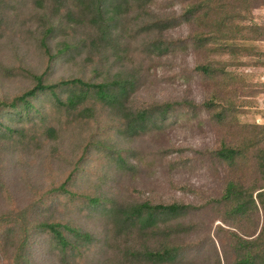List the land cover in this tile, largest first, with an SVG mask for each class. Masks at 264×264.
<instances>
[{
    "label": "rangeland",
    "instance_id": "374dc122",
    "mask_svg": "<svg viewBox=\"0 0 264 264\" xmlns=\"http://www.w3.org/2000/svg\"><path fill=\"white\" fill-rule=\"evenodd\" d=\"M185 5V0H153L147 4L150 15L144 17L178 14ZM45 6L40 8L34 0H6L0 6V100L10 101L31 88L33 74H43L49 83L75 76L99 82L116 74H131L136 82L127 108L136 111L165 102L180 104L163 122L151 121L135 134L120 133L116 115L107 108L98 107L93 120L73 119L50 96L32 101L40 115L0 114V124L21 130V135L8 139L0 135V212L31 205L39 220L69 222L96 237L84 246L82 257L68 254L63 258L45 233L35 232L29 247L33 264H146L141 258L123 255L122 248L124 244L138 248L146 243L144 239L109 235L108 240L105 219L97 211L77 205V198L58 196L45 204L37 203V198L63 182L76 166L72 189L84 196L124 204L148 200L196 206L217 198L230 170L214 156L215 149L241 136L238 124H264V36L252 39L251 29L246 28L236 39L237 55L220 57L219 68H225V75L212 77L197 66L215 57L188 43L195 24L148 34L139 31L142 23L135 18L139 11L132 10L124 24L118 25L117 42L108 46L76 45L77 38L90 37L93 31L85 25L68 28L63 21L49 41L51 53L57 55L48 61L39 42L40 17L55 16V12L51 5ZM244 14L246 19L240 25H264V0L254 2ZM156 38L176 42L166 53L156 54L147 47ZM63 43L73 48L65 50ZM217 97L229 104L223 123L215 117L223 102L212 109L202 105L209 99L217 102ZM48 128L54 129L53 135ZM114 151L124 163L109 159ZM245 160L251 164V157L243 160L244 166H250ZM223 217L222 207L208 205L183 217L182 222H193L195 228L170 238L183 246L182 255L170 264H232L236 250L229 230L236 225ZM10 242L1 243L6 253L0 251V264H11L8 258L15 247Z\"/></svg>",
    "mask_w": 264,
    "mask_h": 264
},
{
    "label": "trees",
    "instance_id": "16d2710c",
    "mask_svg": "<svg viewBox=\"0 0 264 264\" xmlns=\"http://www.w3.org/2000/svg\"><path fill=\"white\" fill-rule=\"evenodd\" d=\"M5 1L0 0V6ZM152 1L34 0L40 8H46V4L51 5L55 12V16L40 17L43 26L40 45L47 54L48 61L56 57L57 54L51 53L53 49L49 41L56 36L55 31L61 28L63 21H66L68 28L85 25L93 31L90 37L77 38L76 45L87 44L90 48L111 45L117 42L118 25L124 24L125 16L130 11L137 10L139 16L135 18L142 23L138 25L139 31L148 34L161 33L183 23L195 24L196 28L188 43L215 57L197 67L207 76L219 77L226 73L225 68H219L220 57L225 54L237 55L236 39L243 36L246 28L251 29V37H255L252 39L264 36V25L253 23L247 27L239 24L246 19L244 13H249L252 4L259 0H185L186 5L180 13L145 20L144 15H150L147 4ZM175 42L156 38L148 41L147 47L150 52L163 54ZM62 45H65V50L73 48L71 44ZM62 49L63 47L58 52ZM31 77L34 82L31 88L15 95L10 101L0 100V114L7 113L10 116L12 113L18 117H29L31 113L40 115V110L35 108L32 101L40 96H50L52 102L65 113L72 114L73 119L93 120L98 107L107 108L116 115L120 133L135 134L151 121L163 122L168 113L180 104L165 102L136 111L127 108L126 101L136 82L135 76L131 74H116L99 82L75 76L49 83L45 81L43 74H33ZM217 98V102L209 99L202 105L212 109L216 103L223 102L221 98ZM225 104L227 103L223 102L215 112L217 121L222 123L229 114V104ZM238 127L241 136L234 138L232 142H222L214 151V156L229 168L230 176L226 179L221 194L209 199L206 204L196 206L176 201L151 203L148 200L124 204L109 198L84 196L72 189L73 174L79 166L59 185H52L41 194L37 203L45 204L58 196L77 198L80 203L77 205L82 208L87 206L105 219L108 240L109 235L114 238L135 236L136 239H144L146 243L142 242L138 248L125 244L122 248L123 255L141 258L146 264H170L177 261L183 253V246L172 243L170 238L187 234L195 228L193 222L185 224L182 218L207 205L222 207V220L236 225L234 230H229L236 250L232 264H264V124H238ZM51 128L47 129L49 135H53L54 129ZM0 135L8 139L21 135V130L17 131L11 125L1 123ZM98 144L105 151L108 149L103 142ZM108 157L113 162L124 163L118 151L111 152ZM250 157L251 164L244 161L250 166H244L243 160ZM35 232L45 233L47 240L59 248L63 258L68 254L82 257L84 246L96 239L93 234L82 231L69 222L39 220L33 216L31 205L0 212V251L5 254L1 243L7 244L11 240V246L15 247L14 255L8 258L11 264H33L29 257V247L34 242ZM108 240L104 239V242L108 243Z\"/></svg>",
    "mask_w": 264,
    "mask_h": 264
}]
</instances>
